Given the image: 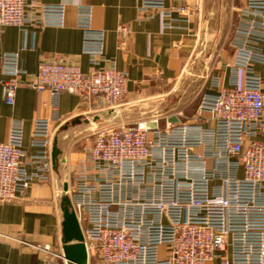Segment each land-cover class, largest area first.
<instances>
[{
	"label": "built area",
	"instance_id": "1",
	"mask_svg": "<svg viewBox=\"0 0 264 264\" xmlns=\"http://www.w3.org/2000/svg\"><path fill=\"white\" fill-rule=\"evenodd\" d=\"M168 1L181 5L168 10ZM150 9L159 10L162 32L174 28V11L190 21L186 0H143L141 10ZM66 14L65 5H43L32 13L26 0H0V35L7 27H64ZM93 14L92 7L76 9L89 73L45 61L28 80L19 53L0 56L7 105L15 104L22 85L52 97L77 96L97 113L123 104L129 75L106 57V33L94 28ZM118 32L122 38L131 34L128 26ZM232 47L227 79L211 77V92L200 100L199 110L211 114L212 127L196 121L163 128L154 117L134 127L97 130L84 146L85 165L70 201L89 260L264 264V0H242ZM54 134L51 119H36L30 144L35 153L27 155L22 124L10 126L0 143L1 202L21 199L34 182L49 180ZM43 250L50 261L58 256L49 247Z\"/></svg>",
	"mask_w": 264,
	"mask_h": 264
},
{
	"label": "crops",
	"instance_id": "2",
	"mask_svg": "<svg viewBox=\"0 0 264 264\" xmlns=\"http://www.w3.org/2000/svg\"><path fill=\"white\" fill-rule=\"evenodd\" d=\"M143 0H26L27 11L38 13L43 5L67 7L64 27H7L0 35V56L19 53L21 65L32 80L41 63L55 60L90 72L88 58L82 54V32L76 26V9L93 8V25L106 33L105 54L121 71L129 75L128 94L123 104L97 113L89 103L73 95L52 97L22 85L15 104L5 103L0 82V143L7 140L14 122L24 129V151L35 153L31 135L36 119L49 118L55 130L53 145L60 151L49 180L34 182L31 190L16 201H0V264H69L63 256V207L74 189V179L85 165L84 146L97 130L129 123L130 113L139 110L135 119H164L166 123H183L184 111L165 117L162 111H150V104L161 105L175 92L186 95L197 86L202 95L211 92L210 78L227 79L226 64L233 61L232 40L237 24V9L232 0H186L190 21L173 12L174 28L161 31L157 9L141 10ZM181 4L168 1L166 9ZM128 26L131 34L122 38L119 28ZM258 72L262 68L256 67ZM1 80V78H0ZM182 90V91H181ZM202 97V96H201ZM201 100V99H200ZM185 102V101H183ZM193 120L212 127L211 114L199 110ZM146 107V108H145ZM145 108V110H143ZM133 118V119H134ZM177 119V122L174 121ZM53 150V147H52ZM49 247L57 257L44 251ZM88 264H101L91 258ZM208 264H221L213 261Z\"/></svg>",
	"mask_w": 264,
	"mask_h": 264
},
{
	"label": "water",
	"instance_id": "3",
	"mask_svg": "<svg viewBox=\"0 0 264 264\" xmlns=\"http://www.w3.org/2000/svg\"><path fill=\"white\" fill-rule=\"evenodd\" d=\"M112 112L114 111H109L108 114ZM174 121L177 122V119ZM59 154L60 151L55 143L52 150L53 165L56 164ZM63 257L69 264H88L89 262L85 238L69 198L64 199L63 207Z\"/></svg>",
	"mask_w": 264,
	"mask_h": 264
},
{
	"label": "rangeland",
	"instance_id": "4",
	"mask_svg": "<svg viewBox=\"0 0 264 264\" xmlns=\"http://www.w3.org/2000/svg\"><path fill=\"white\" fill-rule=\"evenodd\" d=\"M235 2V5H237V3L239 2V0H232ZM242 1V0H241ZM242 4V2H241ZM237 15V14H236ZM237 17V16H236ZM236 30V27H235ZM235 33V31H234ZM234 38V35H233ZM182 91V90H181ZM188 91V89H187ZM186 91V95L184 96H180L179 92H175L174 96L172 98H168V100L166 101V103H163L161 105H157V104H150L149 107L147 108L150 111H162L166 114L165 117L170 116L173 113H177V112H182L184 111V119H183V123L184 122H190L191 120H193V114L196 108V105L198 103V101H200L202 93L200 94V90L198 89V87L195 85L191 88V90L189 92ZM185 101V102H183ZM141 106H139V110H135V112L130 113L131 116L129 123L127 122L126 125L128 127H134L136 124L140 123V122H148L150 121L152 118H145V119H135L134 116L137 115L138 111H140ZM146 108V107H145ZM145 108L143 110H145ZM142 110V109H141ZM134 118V119H133ZM166 120H162L161 121V127H165ZM113 126V125H112ZM114 126H120V125H114Z\"/></svg>",
	"mask_w": 264,
	"mask_h": 264
}]
</instances>
